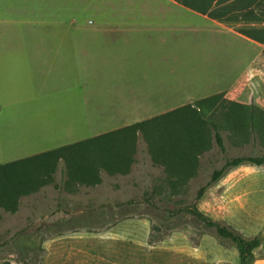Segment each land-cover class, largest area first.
I'll return each mask as SVG.
<instances>
[{
    "label": "rangeland",
    "instance_id": "1",
    "mask_svg": "<svg viewBox=\"0 0 264 264\" xmlns=\"http://www.w3.org/2000/svg\"><path fill=\"white\" fill-rule=\"evenodd\" d=\"M241 27L264 23L220 22L174 0H0V51L82 47L107 61L94 78L84 72L83 95L94 85L92 102L104 107L136 95L154 104L165 97L172 102L179 93L177 103L159 107L155 116L219 94L264 110V44L242 35ZM108 35L113 42L105 48L100 39ZM69 54L66 73L73 82ZM63 58H51L55 72L63 73L57 68ZM21 60L16 64L27 61ZM98 125L86 136L75 131L74 137L37 141L32 152L0 151V163L108 131L104 122ZM223 136L226 151L213 139L197 174L175 193L143 139L131 173H104L95 187L66 189L61 165L56 183L22 199L18 212L0 211V264H240L234 243L193 216V206L248 239L259 237L253 264H264V166L243 165L208 186L228 159L264 154V142L228 126ZM22 237L36 245L18 242Z\"/></svg>",
    "mask_w": 264,
    "mask_h": 264
},
{
    "label": "trees",
    "instance_id": "2",
    "mask_svg": "<svg viewBox=\"0 0 264 264\" xmlns=\"http://www.w3.org/2000/svg\"><path fill=\"white\" fill-rule=\"evenodd\" d=\"M175 1L224 23H264V0ZM239 32L264 44V27H241ZM226 126L236 134L252 136L264 142V110L255 104L227 100L219 94L201 99L196 105L188 104L89 139L0 164V211L18 212L22 199L56 183L61 165L63 185L70 190L98 186L104 173L111 176L130 174L138 161L141 139L147 144L154 164L164 168L172 192H178L181 181L197 174L199 158L211 149L213 139L222 151H226L223 136ZM246 164L264 166V154L228 159L221 169L214 171L208 186L221 180L229 171ZM208 186L200 189L199 198L203 197ZM189 212L207 227L215 228L218 236L234 243L240 264H253L255 251L262 245L259 237L248 239L212 220L196 206ZM22 238L25 239L17 241L26 245L32 243L33 247L36 245L28 237ZM24 264L31 263L25 261Z\"/></svg>",
    "mask_w": 264,
    "mask_h": 264
},
{
    "label": "crops",
    "instance_id": "3",
    "mask_svg": "<svg viewBox=\"0 0 264 264\" xmlns=\"http://www.w3.org/2000/svg\"><path fill=\"white\" fill-rule=\"evenodd\" d=\"M100 40L103 41L101 44L105 48L110 47L113 42L109 35L108 37L103 36ZM68 53L74 57L70 61V66L74 70L73 82H69L72 75L66 73ZM90 53L82 47L59 52L45 49L0 51V58H12L11 64L0 63L1 153L32 152L31 147L47 137H57L59 135L74 137L76 133L79 134L77 136H86L87 130L89 131L99 126L98 123L104 122L108 131L94 135L93 137H95L131 125L126 122L134 121V123H137L156 117L157 115L151 114L159 107L177 103L179 93L175 101L169 102L168 97H165L160 100V104L151 103L148 96L139 98L137 95V98L133 97L131 99L120 97L121 99L112 101L111 105L105 103L104 107H102V104H95V102L93 104L92 101L96 98L93 90L95 88L94 85L88 84L90 85L88 87L90 95H83V74L84 72L85 74L89 73V76L94 78L97 76L98 70L104 68L107 61L105 62L104 59L100 61L101 59ZM53 56L64 57L63 60H59L60 65L57 67L63 73L55 72L56 67L52 65L51 61ZM104 57L110 59L109 56ZM16 58H22L21 62L25 59L27 61H25L26 63L16 64L18 61H15ZM53 87L55 89H52ZM171 110V108L166 109L163 113ZM53 112L55 114L52 116ZM110 122L116 123L114 125ZM35 130H38L36 135ZM79 131L80 133H78ZM50 150L53 149L42 150L37 154ZM30 156L33 155L13 160L8 159L9 161L5 163Z\"/></svg>",
    "mask_w": 264,
    "mask_h": 264
}]
</instances>
